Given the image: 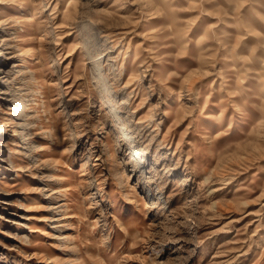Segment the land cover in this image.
Wrapping results in <instances>:
<instances>
[{
  "label": "rangeland",
  "instance_id": "obj_1",
  "mask_svg": "<svg viewBox=\"0 0 264 264\" xmlns=\"http://www.w3.org/2000/svg\"><path fill=\"white\" fill-rule=\"evenodd\" d=\"M150 261L264 264V0H0V264Z\"/></svg>",
  "mask_w": 264,
  "mask_h": 264
},
{
  "label": "clouds",
  "instance_id": "obj_2",
  "mask_svg": "<svg viewBox=\"0 0 264 264\" xmlns=\"http://www.w3.org/2000/svg\"><path fill=\"white\" fill-rule=\"evenodd\" d=\"M161 84H165L164 80L159 81ZM152 86H149L148 94L151 95ZM163 89H161L162 91ZM160 103H163V101H160ZM158 107V105H154V108ZM116 149L113 148L112 144H105L103 146V150L101 152V155L104 156V163L109 168V174L114 175L115 177V183H117L120 186V189H125L130 187L128 185V181L131 179L130 176H128L126 173L122 171L120 168V161L116 159ZM125 164L131 165V169L133 171V174H135V170L139 168V161L137 159H131L125 161ZM141 179L145 181L146 184H150L153 179H155L154 176L152 177H146L141 175ZM134 191V189H133ZM151 264V261H150Z\"/></svg>",
  "mask_w": 264,
  "mask_h": 264
},
{
  "label": "bare ground",
  "instance_id": "obj_3",
  "mask_svg": "<svg viewBox=\"0 0 264 264\" xmlns=\"http://www.w3.org/2000/svg\"><path fill=\"white\" fill-rule=\"evenodd\" d=\"M21 107V106H20ZM23 111V110H22ZM18 115V114H17ZM132 159H135V157H132Z\"/></svg>",
  "mask_w": 264,
  "mask_h": 264
}]
</instances>
